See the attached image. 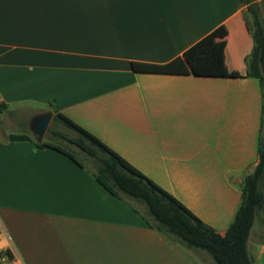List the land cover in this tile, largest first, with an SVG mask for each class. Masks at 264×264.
Listing matches in <instances>:
<instances>
[{"label":"crops","instance_id":"1","mask_svg":"<svg viewBox=\"0 0 264 264\" xmlns=\"http://www.w3.org/2000/svg\"><path fill=\"white\" fill-rule=\"evenodd\" d=\"M249 22L238 0H0V246L23 264H214L146 226L51 132L66 135L57 116L69 120L224 236L263 129ZM220 26L239 78L131 70L181 57ZM47 113L37 142L31 123ZM247 253L264 264V207Z\"/></svg>","mask_w":264,"mask_h":264},{"label":"trees","instance_id":"2","mask_svg":"<svg viewBox=\"0 0 264 264\" xmlns=\"http://www.w3.org/2000/svg\"><path fill=\"white\" fill-rule=\"evenodd\" d=\"M238 1L246 7V13L250 16L249 31L253 41L252 51L245 60L247 76L259 82L264 94V23L255 0ZM226 35V29L220 26L188 48L181 57L166 64L131 63V70L143 74L239 78L237 72H229L225 66ZM4 108V105H0V110ZM57 118L77 136L70 138L52 131L53 136L74 146L93 161L95 180L111 196L120 198L122 195L143 205L146 226L189 251L206 252L214 264H251L247 253V239L257 211L264 207V112L258 148L259 162L254 172L243 181L241 204L224 236L201 222L173 196L137 172L92 135L60 115ZM9 139L17 141L26 137L11 135ZM45 145L47 144H41ZM46 147L64 153L80 166L72 153L52 146Z\"/></svg>","mask_w":264,"mask_h":264},{"label":"rangeland","instance_id":"3","mask_svg":"<svg viewBox=\"0 0 264 264\" xmlns=\"http://www.w3.org/2000/svg\"><path fill=\"white\" fill-rule=\"evenodd\" d=\"M256 3L258 4V7H259V11H260V15H261V19L264 23V0H255ZM248 17H250L248 15ZM53 127H56V129L58 130H61L62 129V126L60 127L59 124H56V125H52ZM69 130V131H67ZM66 133V135L68 136H74L76 137L77 135L75 134L74 131L70 130V129H65L64 131ZM53 143H56L60 146H63L65 148H67L70 152H72L75 156H77L80 160L86 162L89 166L91 167H94V164H93V161L86 157L84 154H82L77 148H75L74 146L64 142L63 140L59 139V138H54L53 140ZM120 198L123 200V202L125 204H127L128 206H130L132 209H136L138 211L139 214L143 215L146 217V211H145V208L143 205L141 204H138L134 201H131L129 199H127L126 197H123L122 195H120Z\"/></svg>","mask_w":264,"mask_h":264},{"label":"water","instance_id":"4","mask_svg":"<svg viewBox=\"0 0 264 264\" xmlns=\"http://www.w3.org/2000/svg\"><path fill=\"white\" fill-rule=\"evenodd\" d=\"M51 120V114H42L35 117L31 123V132L37 142H41Z\"/></svg>","mask_w":264,"mask_h":264},{"label":"built area","instance_id":"5","mask_svg":"<svg viewBox=\"0 0 264 264\" xmlns=\"http://www.w3.org/2000/svg\"><path fill=\"white\" fill-rule=\"evenodd\" d=\"M0 264H23V262L0 246Z\"/></svg>","mask_w":264,"mask_h":264}]
</instances>
